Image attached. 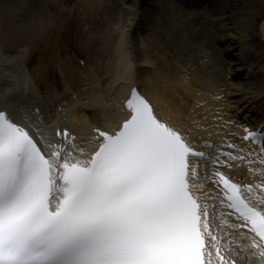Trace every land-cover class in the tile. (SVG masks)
<instances>
[{"label": "snow or ice", "instance_id": "obj_1", "mask_svg": "<svg viewBox=\"0 0 264 264\" xmlns=\"http://www.w3.org/2000/svg\"><path fill=\"white\" fill-rule=\"evenodd\" d=\"M125 106L128 118L98 131L97 149L83 159L67 132L60 142L37 140L0 110V264H213L211 249L216 264H237L193 195L201 180L193 160L223 161L161 122L135 88ZM243 139L264 141L253 132ZM204 178L222 185L221 204L248 226L250 248L264 261V209L244 196L253 188L219 171Z\"/></svg>", "mask_w": 264, "mask_h": 264}, {"label": "rangeland", "instance_id": "obj_2", "mask_svg": "<svg viewBox=\"0 0 264 264\" xmlns=\"http://www.w3.org/2000/svg\"><path fill=\"white\" fill-rule=\"evenodd\" d=\"M73 1L69 5L66 0H0V46L6 54L3 58H22V61L0 58V89L5 80H17L22 85L27 82L30 92L42 93L49 102L67 90L79 93L92 88L98 81L97 65L103 64L106 69L103 76L107 74L111 62H102V51L110 44L116 47L126 30L127 19L129 24L133 17L136 0ZM204 1L203 8L193 9L182 5L180 0H145L142 10L159 19L163 49L172 54V63L184 62L188 72L199 68L211 82L223 85L221 89L214 86L227 115L238 109L257 117L264 112L261 101L264 96L250 91L255 78L247 65L253 53L245 48V41L250 36L261 35L264 0H212L214 5L211 0ZM121 5L132 7L131 17L129 10ZM213 36H216L214 40ZM259 42L254 45L264 59V41ZM77 56L85 58V66L78 64ZM103 56L108 58L111 54ZM24 59L29 62L30 70L25 71ZM225 67L231 73L228 80L240 88L233 96L243 99L238 105L233 98L224 97L227 80L220 77V71H225ZM258 70L264 75V68ZM109 76L116 78L113 72ZM191 99L193 103L194 98Z\"/></svg>", "mask_w": 264, "mask_h": 264}, {"label": "bare ground", "instance_id": "obj_3", "mask_svg": "<svg viewBox=\"0 0 264 264\" xmlns=\"http://www.w3.org/2000/svg\"><path fill=\"white\" fill-rule=\"evenodd\" d=\"M72 1L66 0V3L70 5ZM144 1H134L136 3L132 18H130L132 16V7L128 6L129 4L121 7L122 9L129 10V18L131 20L128 24L129 19H127L128 28L126 24V30L116 43L117 46L113 48L110 44L108 49L102 51L103 54H111L108 58H105L103 54L101 55L103 63L107 60L111 62L110 67L106 71L107 74L103 76L106 70L103 64L101 66L97 65L96 72L100 78L92 88L88 90L84 88L79 93L74 90L71 92L67 90L63 96L61 94L58 98L53 97L48 100L49 102L45 101L44 103L39 93L44 106L46 109L49 108V110L42 112L41 116L39 114L38 118L31 115L32 118H30L33 122L41 124L42 128H47L48 126H69L68 128L79 136L80 141H83L91 128L99 125L107 126L112 116L116 114L121 115L119 98L124 93L126 95L129 94L128 92L133 84H140L143 90L148 93L154 103L160 108L161 115L163 114L162 116L171 123L179 125L192 141L198 140L200 143L199 138L214 139L216 135L222 134V131L225 129L224 121L232 117L228 116L225 119L224 111L220 110V97L218 98L217 89L214 86L216 83L214 80L211 82L208 77H205L199 68L191 69L192 71L189 69L191 72H188L185 66H183L185 65L184 62L182 65L172 63L170 60L171 54L166 51L164 52L163 49L162 38L160 37L161 32L158 29L159 19L152 17L151 14H147L142 10ZM46 4L50 5V3ZM149 20L150 22L145 25V22ZM208 28L206 29L207 31ZM209 29L211 30V27ZM213 37L212 40L216 36ZM206 38L208 39V37ZM260 40L264 41V25L261 27V35L250 36L245 41V48H248L249 50H247L251 54L253 53L252 56L249 55L251 58L249 57L250 61L249 63L247 62V69H249V72L252 71L251 75L255 78L250 91L255 92L256 96H264V75L259 73L260 71L258 70L264 68V59L262 58V53L254 45L255 43H260ZM4 55L0 54V57L4 59ZM14 57L10 56L9 59H14ZM209 64L211 65L212 63L209 62ZM111 72L116 77L115 79L109 76ZM229 73V67H225V71H220V77L224 76V80H227V86L223 94L224 97L233 98V102L238 105L243 99L233 96L236 91H240V88L237 84L228 80ZM8 81L10 82H7L8 85L13 84L15 87L10 92L12 86H5L8 92L12 93V95H8L10 100L13 98V101L11 100L12 105L16 106L18 110L29 112L30 116L32 104L19 98L21 96L24 99V90L28 89H24L22 84L17 82V80ZM108 81L109 83L107 84ZM216 85L220 89L223 87L221 83ZM221 91L220 94L222 93ZM5 96L8 99L6 94ZM191 98L195 99L193 103L191 102ZM18 102H22V104L20 103L21 109L20 105H17ZM60 106L61 110L59 109ZM235 132L237 133L236 136H238V127H235ZM252 160L254 158L245 161H247V164H251L250 167H252L251 170L253 171L247 169L249 166H245L244 161L234 162L231 169L233 175L236 178H247L248 180L249 178L257 179L259 177V179H264V164L260 161L255 162ZM242 166L246 167L247 171ZM201 184L204 185L200 188L211 190L208 193L211 196L215 188L214 183L210 180L206 184V180H204V183L201 182ZM224 222L230 223L232 228ZM216 223L221 224L222 237L225 242L228 237L236 236L233 239L234 241L226 246L231 248V256L237 260V264H264V261L256 254L255 250L250 248V236L245 231L238 229V225H236L237 223L234 219L223 216L219 217ZM213 264H216V261L213 260Z\"/></svg>", "mask_w": 264, "mask_h": 264}]
</instances>
